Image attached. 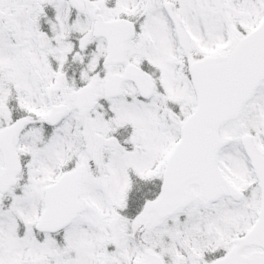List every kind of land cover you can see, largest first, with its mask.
Segmentation results:
<instances>
[{
  "label": "snow or ice",
  "instance_id": "snow-or-ice-1",
  "mask_svg": "<svg viewBox=\"0 0 264 264\" xmlns=\"http://www.w3.org/2000/svg\"><path fill=\"white\" fill-rule=\"evenodd\" d=\"M0 264H264V0H0Z\"/></svg>",
  "mask_w": 264,
  "mask_h": 264
}]
</instances>
